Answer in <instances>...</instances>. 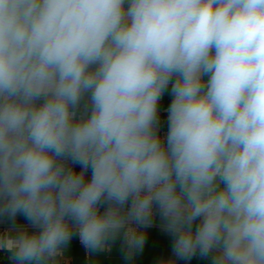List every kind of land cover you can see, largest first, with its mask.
I'll return each mask as SVG.
<instances>
[{
    "label": "clouds",
    "instance_id": "obj_1",
    "mask_svg": "<svg viewBox=\"0 0 264 264\" xmlns=\"http://www.w3.org/2000/svg\"><path fill=\"white\" fill-rule=\"evenodd\" d=\"M157 217V264H264V0H0V252L131 261Z\"/></svg>",
    "mask_w": 264,
    "mask_h": 264
},
{
    "label": "crops",
    "instance_id": "obj_2",
    "mask_svg": "<svg viewBox=\"0 0 264 264\" xmlns=\"http://www.w3.org/2000/svg\"><path fill=\"white\" fill-rule=\"evenodd\" d=\"M171 102L169 93H165L161 101V119H162V134L167 131L166 124V109ZM78 167V166H77ZM90 175V173H89ZM18 224H27V221L22 217H18ZM156 225L148 229V238L145 244L144 251L135 256L131 261L125 260L124 252L121 249V241H116L111 250L95 254H87L86 250L79 242L78 237H73L68 248V255L66 257L67 264H157V261L170 257L171 253V238L162 232L159 227V219H156ZM7 222L0 223V229L8 227ZM2 231V230H0ZM0 264H10L8 254L0 252ZM61 264H65L62 260ZM177 264H185L184 261H178ZM188 264H210V260L194 257Z\"/></svg>",
    "mask_w": 264,
    "mask_h": 264
},
{
    "label": "built area",
    "instance_id": "obj_3",
    "mask_svg": "<svg viewBox=\"0 0 264 264\" xmlns=\"http://www.w3.org/2000/svg\"><path fill=\"white\" fill-rule=\"evenodd\" d=\"M4 229H5V227L1 228L0 230H2V231H3Z\"/></svg>",
    "mask_w": 264,
    "mask_h": 264
}]
</instances>
